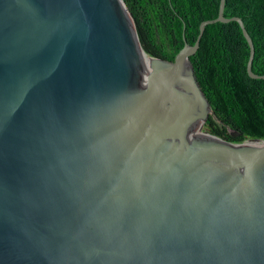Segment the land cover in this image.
Returning <instances> with one entry per match:
<instances>
[{"label": "water", "instance_id": "obj_1", "mask_svg": "<svg viewBox=\"0 0 264 264\" xmlns=\"http://www.w3.org/2000/svg\"><path fill=\"white\" fill-rule=\"evenodd\" d=\"M124 0H0V264H264V139L210 132L190 57ZM240 132L233 133L238 136Z\"/></svg>", "mask_w": 264, "mask_h": 264}, {"label": "trees", "instance_id": "obj_2", "mask_svg": "<svg viewBox=\"0 0 264 264\" xmlns=\"http://www.w3.org/2000/svg\"><path fill=\"white\" fill-rule=\"evenodd\" d=\"M148 55L171 60L185 44L194 45L200 25L217 18L220 0H124ZM224 15L239 16L253 39L252 69L264 74V0H226ZM250 46L237 21L206 26L200 47L190 57L211 103L210 132L234 142L264 139V79L247 72ZM240 132L238 136L233 133Z\"/></svg>", "mask_w": 264, "mask_h": 264}]
</instances>
